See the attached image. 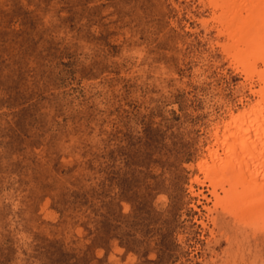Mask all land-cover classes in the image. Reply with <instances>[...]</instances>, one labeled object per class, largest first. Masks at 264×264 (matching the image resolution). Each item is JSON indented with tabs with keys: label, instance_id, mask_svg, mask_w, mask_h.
<instances>
[{
	"label": "rangeland",
	"instance_id": "374dc122",
	"mask_svg": "<svg viewBox=\"0 0 264 264\" xmlns=\"http://www.w3.org/2000/svg\"><path fill=\"white\" fill-rule=\"evenodd\" d=\"M212 2L0 0V264H264L197 179L261 85Z\"/></svg>",
	"mask_w": 264,
	"mask_h": 264
},
{
	"label": "bare ground",
	"instance_id": "6f19581e",
	"mask_svg": "<svg viewBox=\"0 0 264 264\" xmlns=\"http://www.w3.org/2000/svg\"><path fill=\"white\" fill-rule=\"evenodd\" d=\"M217 3L212 2L216 9ZM242 3L237 7L240 12L236 28L229 32V42L234 43L231 58L247 79L258 76L260 88L252 85L251 89L259 103L250 110L232 113L224 131L225 141L219 130L215 135L218 147L209 148L211 158L201 162L205 179H197L203 184L208 181L217 198L221 188L228 208L239 211L257 227H264V68L259 69V64L264 65V0Z\"/></svg>",
	"mask_w": 264,
	"mask_h": 264
}]
</instances>
